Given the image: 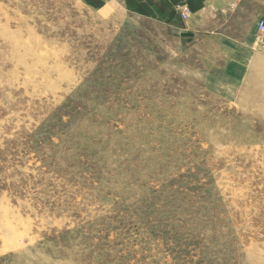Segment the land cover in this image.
Instances as JSON below:
<instances>
[{"label": "rangeland", "instance_id": "1", "mask_svg": "<svg viewBox=\"0 0 264 264\" xmlns=\"http://www.w3.org/2000/svg\"><path fill=\"white\" fill-rule=\"evenodd\" d=\"M208 2L0 0V264H264V0Z\"/></svg>", "mask_w": 264, "mask_h": 264}, {"label": "crops", "instance_id": "2", "mask_svg": "<svg viewBox=\"0 0 264 264\" xmlns=\"http://www.w3.org/2000/svg\"><path fill=\"white\" fill-rule=\"evenodd\" d=\"M208 1H210V2H208ZM168 2H169V1H168ZM207 2H208V4L211 3V2H214V3H215L216 0H198V4H199V3H207ZM201 5H202V4L198 5V9H199V8H202V7H205V6H201ZM162 8H164V9H165V8L168 9V5H166V4H165V5H162Z\"/></svg>", "mask_w": 264, "mask_h": 264}, {"label": "built area", "instance_id": "3", "mask_svg": "<svg viewBox=\"0 0 264 264\" xmlns=\"http://www.w3.org/2000/svg\"><path fill=\"white\" fill-rule=\"evenodd\" d=\"M259 31H264V25L262 23L258 24Z\"/></svg>", "mask_w": 264, "mask_h": 264}]
</instances>
